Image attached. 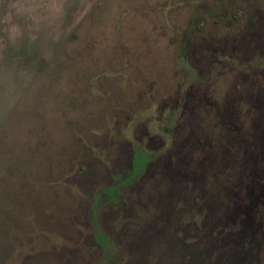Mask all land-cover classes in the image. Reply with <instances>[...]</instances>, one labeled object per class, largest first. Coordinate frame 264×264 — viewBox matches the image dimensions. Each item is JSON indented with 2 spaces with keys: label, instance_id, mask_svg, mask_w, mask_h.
<instances>
[{
  "label": "rangeland",
  "instance_id": "1",
  "mask_svg": "<svg viewBox=\"0 0 264 264\" xmlns=\"http://www.w3.org/2000/svg\"><path fill=\"white\" fill-rule=\"evenodd\" d=\"M0 264H264V0H0Z\"/></svg>",
  "mask_w": 264,
  "mask_h": 264
},
{
  "label": "flooded vegetation",
  "instance_id": "2",
  "mask_svg": "<svg viewBox=\"0 0 264 264\" xmlns=\"http://www.w3.org/2000/svg\"><path fill=\"white\" fill-rule=\"evenodd\" d=\"M150 158V157H149ZM139 163H136L135 165L133 164L132 169L128 172V174L126 175V177L124 178V180L121 182V185H127L130 183H133L136 178L139 176L140 172L143 170L144 166H145V162L148 160V157L144 156L142 157V159H138ZM106 191V194H110L112 192H118L119 189L117 188V185H112L109 188H105L104 189ZM92 211H94L96 209V204H94V206L92 205ZM97 235V239L102 242V244H105L104 238L102 236L101 233L96 234Z\"/></svg>",
  "mask_w": 264,
  "mask_h": 264
},
{
  "label": "trees",
  "instance_id": "3",
  "mask_svg": "<svg viewBox=\"0 0 264 264\" xmlns=\"http://www.w3.org/2000/svg\"><path fill=\"white\" fill-rule=\"evenodd\" d=\"M180 62H182V63H183V61H180Z\"/></svg>",
  "mask_w": 264,
  "mask_h": 264
}]
</instances>
